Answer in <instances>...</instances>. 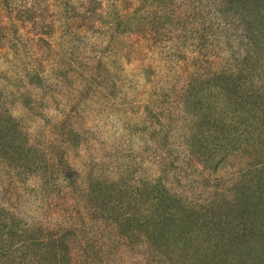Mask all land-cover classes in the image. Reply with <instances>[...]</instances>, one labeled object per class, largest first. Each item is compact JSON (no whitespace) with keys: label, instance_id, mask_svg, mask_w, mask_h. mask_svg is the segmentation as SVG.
<instances>
[{"label":"rangeland","instance_id":"obj_1","mask_svg":"<svg viewBox=\"0 0 264 264\" xmlns=\"http://www.w3.org/2000/svg\"><path fill=\"white\" fill-rule=\"evenodd\" d=\"M218 1L0 0V27L7 37L6 43L0 37V105L16 119L31 145L46 147L45 157L55 167L56 191H61L51 216L45 218L48 209L40 198L38 176L20 169L8 171L0 164V199L8 209L31 224L50 219L64 229L74 237L73 255L80 261L88 243L97 252H109L119 264H264V205H255L264 192V172H253L251 165L264 156L250 158L235 152L217 164L210 162L226 147V141L218 139L220 134L229 139L243 133L240 120L229 126L232 132L224 131L229 122H216L215 113L221 116L227 105L224 98L232 102L244 95L245 86L263 90L264 43L256 45L260 23L249 48L246 24L232 27L230 22L227 28L213 19ZM77 11L79 17L73 14ZM46 14L61 19L46 27ZM12 17L16 27L24 24L17 34L7 24ZM23 18L25 23L19 21ZM191 33L197 37L180 46L179 36ZM22 36L36 39L37 49L28 51L32 44ZM35 57L39 67L34 66ZM219 72L228 78L223 81L229 87L224 95L215 86ZM240 72L246 83L236 87ZM192 77L199 82L192 101L185 104V88ZM167 91V99L158 97ZM139 97L154 103L137 108L133 101ZM162 99L169 100L165 105L169 113L163 115L157 108L165 126L155 130L149 117L155 115L152 106ZM67 129L72 131L73 144L65 136ZM191 130L206 134L197 159L187 152ZM249 163L252 170L246 172ZM171 175L191 208L219 203L212 218L201 216V227L194 220L186 221L187 238L157 235L151 242L147 236L153 228L142 222L150 186L157 179L169 185ZM243 175L251 178L247 183L252 188L237 186ZM94 178L101 183L106 211L138 221L118 232L115 219L101 214L102 205L94 203L88 192ZM229 199L235 205L228 220L250 209L255 229H244L243 224L251 222L247 215L244 221L232 222L234 229L224 223L218 229L214 223V227L206 225L228 211ZM127 235L134 241L125 243ZM94 249L87 248L90 258H98Z\"/></svg>","mask_w":264,"mask_h":264},{"label":"trees","instance_id":"obj_2","mask_svg":"<svg viewBox=\"0 0 264 264\" xmlns=\"http://www.w3.org/2000/svg\"><path fill=\"white\" fill-rule=\"evenodd\" d=\"M73 14L76 15V17H79L78 11L73 12ZM211 14L213 19H216L220 24H226L227 28L230 22L232 23V27H234L235 25L239 27V24H246L245 35L247 37L249 48L250 44L256 41V31H254V28L256 29L257 25L260 23L261 36L256 45L264 43V0H219L218 4L213 8ZM64 16L65 12L62 18H64ZM46 18L48 19V22H45L46 24H44L46 27L53 24L57 25L58 20L61 19L60 17L56 18L55 15L53 16L52 14H46ZM14 21L15 18L12 17V21L7 24H12L13 33L17 34L18 29H23L24 24H22V26L18 25L16 27L14 25ZM19 21L25 23L26 19L23 18ZM202 21H205V19H203ZM232 27H230V29ZM1 36L4 37L3 42L6 43L7 37L5 35V32L2 31L0 27V37ZM196 37L197 36L195 33H191L189 36H184L183 34H181V36H179L177 40L179 42L181 41L180 46H182L188 40L195 39ZM21 38H23V36ZM17 39H19V36L17 37ZM23 39L27 40L26 44H32V46L30 47L26 45L28 51H33L39 46L36 39H32L30 37ZM250 40L252 43L250 42ZM33 63L34 66L37 65L39 67V62L36 61V57L33 60ZM38 67H36V70L38 69ZM33 75L34 74L30 75V79L32 80H34ZM215 75V79L218 78V83H216L215 86L218 89L223 90L221 92H218V94L224 95L225 90L229 91V87H225L227 84L223 82L227 77H225L224 74L222 75V72H219ZM240 75L239 77L238 75L237 77L235 76V82L233 81L236 87L237 85L246 83V79L243 78L244 80H241V78L244 77L242 76L241 72ZM59 78L61 79V77ZM198 82L199 78L192 77L187 83V90L185 88L184 92L186 98L185 104L192 101V92H194L195 85ZM250 83L253 84L255 82L250 81ZM256 83L262 85V82ZM245 87L246 91L244 92V95H237L232 102L230 99L224 98V103H226L227 105L225 109L222 108L221 112H219L221 116H217V114L215 113L216 117L218 118L216 119V122H229L228 125L225 126L224 131L227 130L228 132H232L229 129V126L239 120L242 121L240 124L244 128L242 134H233L229 139H227L224 134H220V136H218V139H221L222 142L226 141V147L220 148L218 152L214 154V156L210 160V162L213 164L219 163L223 160L224 156H229L230 154L235 152L246 153L250 158H258L260 157V155H262V157L264 156V87H260L263 89L261 91L254 90V88L248 89L247 86ZM167 95L168 91L166 93L161 92V94L159 93L158 97L167 99ZM133 102L135 103V107L137 108L143 106L144 104V108H147L149 106L146 103H154L152 101L148 102L146 101V99L144 100L140 97ZM168 102L169 100L162 99L155 102L157 104L152 106V109L154 108L153 111L155 113V115L152 113V115L149 117L151 124L153 125L152 129L156 130L159 128L161 130H164L165 123H163V120L160 119V110L163 115L168 114L169 112L165 108V105ZM246 105H249V108H246ZM157 108L160 110L158 111ZM196 113L198 114V112L195 111L192 115L195 116ZM196 127V129L200 130L198 124L196 125ZM201 132L202 130L200 132L191 130V134L189 135L187 142V152L188 156L191 159L198 158V152L202 151L204 142H206L203 141V137H205L206 134L205 132L204 134H201ZM244 133L248 134L244 136L245 140H243V138L241 137ZM71 134L72 131L70 129L65 130L66 138L71 141V144H73ZM218 139L216 140V142L218 141ZM160 141L163 140H157L158 143H161ZM165 142L169 143V141L167 140H165ZM205 144L207 145V143ZM42 148L46 150V147ZM43 149L34 147L30 144L27 134L23 132L16 119L0 105V164L8 167V171L10 169H20L22 170V172H34L38 176L40 180V198L45 206V209H48L46 210L47 215L45 216V218H49L53 212V207L56 205V198L61 195V191H56L58 185L55 179L53 180L54 176L56 175L55 167L53 166V164H49V161H47L49 157H45L46 155ZM32 154H40L44 156H41L39 158L33 157L31 160H27L26 157ZM228 156L226 157V159L228 158ZM251 165H255L253 166V168H255L253 172H264V160H261L257 163H251ZM170 169L175 170L174 167H171ZM247 169L252 170V168L250 167V163L245 167L246 172ZM173 177L174 176L171 175L170 178L167 179L170 183L169 185L164 184L163 186V184L157 179V183H155L153 186H150L151 190L148 194L150 201L148 203V206L144 209L143 215L145 217L142 222L144 223V225L153 228V231H151V233L153 232V234L147 236L148 240H150L151 242H156L155 238H157V235H162L163 237L167 238L170 236H173L175 238L178 237L181 240L187 238L188 231L184 232V224H186V221L194 220L195 226L201 227V225L199 224L200 222H202L201 216H208L210 214L212 218L213 214L215 213L214 207L219 203L216 202L213 204H207L205 206H199L197 208H191L183 200L184 198L181 191L182 186L180 184H178L177 186H174V184H172ZM242 177V181L239 182L237 186L241 188H252V186L247 183V181L251 178L247 180L246 175H243ZM261 177V181L262 183H264V176ZM92 180L93 182L91 181L88 192L95 197L94 203L97 202V205L100 206L104 204L102 201L103 191H101L100 189L101 183L95 178ZM143 183H145V181ZM148 184H151V182ZM261 187L264 190V186ZM254 193L253 195L255 196ZM258 197H261L262 199L257 200L255 204L256 208L257 206L260 207L264 205V192L263 194H259ZM99 198L101 199V201L98 200ZM222 201L227 202V200ZM228 202L229 203H226L228 211L224 214H217L216 216H214L216 222H211L209 220L208 222H206V225L209 227H214L212 226V223H214L218 229V227L220 225H223L224 223V226L226 225L227 228L234 229L235 227H237L236 224L235 226H232V222L234 220L238 219L239 222L240 220L244 221L249 217V220H251V222L250 224L248 223L249 225H246V223L243 224L244 229H247L248 227L250 229V226L251 229H255L257 225L256 223L252 222V212L250 211V209L248 210V213L232 217V219H230L229 221L228 218L231 216V212L234 208L235 203L234 201H232V199H229ZM100 208H102L101 214L105 213L106 216L110 215L111 218L115 219V226H117V228H115L118 232L119 230L125 228L126 224L131 226V222L138 221V219H135L134 217L129 218L127 216L126 218H120V216L114 214L117 212H112L110 210L106 211L104 205L100 206ZM147 211L148 213H146ZM246 215L247 218L245 217ZM51 223L53 222L50 219H45L42 222L38 221L37 223L35 222L31 224L24 218V216L15 214L10 209H8V206L4 204V201L0 199V264H81V262L82 264H119L116 258L109 254V252H106L105 250H99L97 252L95 251L93 245L88 243L85 246V249H83L84 257L81 259V261L77 260V257L73 255L72 249V241L74 237H69L63 232L64 229L55 227ZM167 223L168 226L165 227L164 225ZM165 228H167L165 232H163L162 234H156V232H159V229ZM145 231L147 233H150L149 228H147ZM261 237L264 238V234ZM125 238L126 239L124 242L127 244L134 241L131 240V237H129V235L125 236ZM87 248L89 250L94 249L98 258H95V256L94 258H90L87 254Z\"/></svg>","mask_w":264,"mask_h":264}]
</instances>
